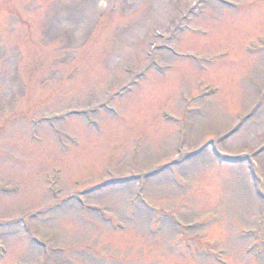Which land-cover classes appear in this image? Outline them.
Wrapping results in <instances>:
<instances>
[{"label":"rangeland","instance_id":"374dc122","mask_svg":"<svg viewBox=\"0 0 264 264\" xmlns=\"http://www.w3.org/2000/svg\"><path fill=\"white\" fill-rule=\"evenodd\" d=\"M0 264H264V0H0Z\"/></svg>","mask_w":264,"mask_h":264}]
</instances>
